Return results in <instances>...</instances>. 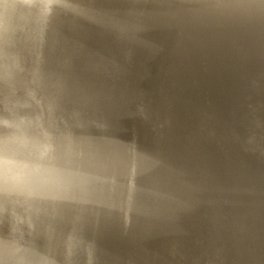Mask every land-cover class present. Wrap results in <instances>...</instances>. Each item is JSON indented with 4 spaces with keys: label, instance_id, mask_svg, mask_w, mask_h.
<instances>
[{
    "label": "rangeland",
    "instance_id": "rangeland-1",
    "mask_svg": "<svg viewBox=\"0 0 264 264\" xmlns=\"http://www.w3.org/2000/svg\"><path fill=\"white\" fill-rule=\"evenodd\" d=\"M0 264H264V0H0Z\"/></svg>",
    "mask_w": 264,
    "mask_h": 264
}]
</instances>
